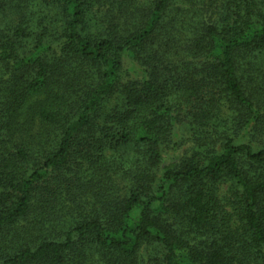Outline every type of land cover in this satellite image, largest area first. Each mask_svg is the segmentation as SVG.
I'll return each mask as SVG.
<instances>
[{"label":"trees","instance_id":"trees-1","mask_svg":"<svg viewBox=\"0 0 264 264\" xmlns=\"http://www.w3.org/2000/svg\"><path fill=\"white\" fill-rule=\"evenodd\" d=\"M0 264H264V0H0Z\"/></svg>","mask_w":264,"mask_h":264}]
</instances>
